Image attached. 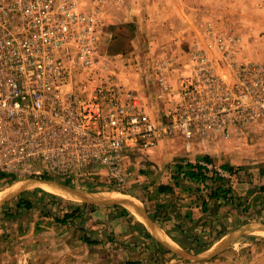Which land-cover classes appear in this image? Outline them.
Returning a JSON list of instances; mask_svg holds the SVG:
<instances>
[{
  "label": "built area",
  "instance_id": "obj_1",
  "mask_svg": "<svg viewBox=\"0 0 264 264\" xmlns=\"http://www.w3.org/2000/svg\"><path fill=\"white\" fill-rule=\"evenodd\" d=\"M81 1L0 0L1 174L78 181L101 175L121 190L131 178L127 153L149 140L227 133L264 115V60H241L240 46L229 42L220 44L224 74L195 49L176 87L163 79L166 122L155 125L101 60L100 0L87 12ZM171 63L163 60L159 70Z\"/></svg>",
  "mask_w": 264,
  "mask_h": 264
},
{
  "label": "crops",
  "instance_id": "obj_2",
  "mask_svg": "<svg viewBox=\"0 0 264 264\" xmlns=\"http://www.w3.org/2000/svg\"><path fill=\"white\" fill-rule=\"evenodd\" d=\"M175 37H178L177 33ZM159 38L157 42L149 40L140 45L133 43L135 48H129L122 53H111L109 56L111 71L124 88L135 93L143 109L157 126L166 122L162 113L168 109L166 108L168 106L167 95L161 91L163 79L176 87L180 77L187 75L190 71V58L181 56L186 49L184 44L180 41H171V37L167 34ZM254 44L248 48L240 47L241 60L251 62L264 60V54L257 53L261 47ZM156 53L157 55H154ZM171 55L178 57L173 58ZM165 59L172 60V63L159 70L160 63ZM149 142L151 144L140 151L128 152L129 158L125 160L126 167L131 173L127 185H137L138 189H142L143 185L148 194L145 199L146 204L141 198L140 201L128 196L123 198L135 204L140 212V219L134 212V210L137 211L135 208L125 209L146 228L154 241L166 248L179 247V244L169 235V231L176 224H188L192 226L195 236H198V233H206L208 238L214 236L218 230H226L223 236L214 239L210 248L197 255L205 253L209 258H213L211 261L214 262L210 264H224L227 261L229 264L230 262H234L232 264H264V115L249 123L230 125L227 133L222 130L196 132L190 138H185L180 134L163 135ZM206 157L210 159L209 162H205ZM187 163L205 164L206 168L210 166L211 168H208L209 177L218 169H230V178L224 179L227 181L225 186L231 188L227 198L213 199L210 197L213 189L211 181L205 188L203 183L183 176L178 167L182 166L184 169ZM99 177L104 178L101 175ZM94 179L100 181L96 177ZM15 180L6 183V178L0 179V183L4 184L0 192L16 183L19 186H26L9 197L13 198L27 187L29 189V187L37 186V182L30 186L27 185L32 180ZM84 184L88 186L89 183ZM84 184L82 186H85ZM105 185L101 183V186ZM69 186L71 187V184ZM161 186H169L171 192H161L159 190ZM73 188L79 189V187ZM7 199H4L0 206ZM204 203L205 210H203ZM147 204L148 207L145 206ZM156 211L159 212L157 215L161 218L162 224L151 218ZM89 218L90 227L94 231L93 237L102 239L103 242L106 241L105 236L108 230L116 235L126 233L128 230L127 223L120 219L108 221L103 211L98 212L97 210L91 213ZM68 238L64 241L66 252L69 251ZM128 241L130 247L122 249L120 254L138 250L140 247L144 250L152 248L155 251L152 243H135L132 238ZM33 242L31 246H36V249L31 251L30 256L38 257V254L50 252L42 246L40 249L37 248L39 244L46 243L39 240L37 235ZM61 242L63 245L64 242ZM83 245L85 247L94 246L85 242ZM98 245L107 246L108 260L113 261L112 264H118L117 256L119 255L112 250V243ZM95 254L98 256L97 253ZM164 256L165 262H176L174 258ZM235 258L236 261H234ZM137 264L140 263L137 262Z\"/></svg>",
  "mask_w": 264,
  "mask_h": 264
},
{
  "label": "rangeland",
  "instance_id": "obj_3",
  "mask_svg": "<svg viewBox=\"0 0 264 264\" xmlns=\"http://www.w3.org/2000/svg\"><path fill=\"white\" fill-rule=\"evenodd\" d=\"M95 4V0H82L81 8L87 12L93 10ZM98 6L100 7L99 17L103 26L98 51L101 60L105 62L110 63L109 56L111 53H122L129 48H135L133 43L140 45V43L149 40L157 42L160 39L159 36L162 37L164 34L171 37V41H180L184 44L186 49L181 55L183 58H190V54L195 49L200 50L214 60L221 74L225 73V68L219 61L222 56L220 45L222 43L231 44L229 42H233L237 46L247 48L255 43L254 45L261 47L257 53L264 54V0H100ZM257 10L260 11L257 12ZM176 33L178 37H175ZM171 56L173 58L178 57L177 55ZM109 66L111 65L109 64ZM80 82L81 78L76 80L77 84ZM92 178L78 181L71 178L60 180L47 176H16L15 181L32 180L31 183H27L28 186L36 180H55L61 184L67 181L71 187H79L80 191L86 192L89 200H95L101 192H115L118 195L121 194V198L128 196L137 201H140L141 198V200L143 199L142 202L146 204L145 199L148 194L143 185L142 189H138L137 185L125 184L121 190H115L107 185L101 186V183L106 182L105 177L100 179L99 176H96L100 181L95 179L93 181ZM83 182L89 183L94 190H89ZM83 184L85 186H82ZM44 185L47 184L37 183V186L29 187V189L27 187L13 198L9 197L26 186H19L16 183L0 192V196L2 193L4 194L0 198V203L8 198L0 206V264L114 263L108 260L106 254L109 250L107 246L85 247L83 241L81 242L83 232L75 226L61 225L55 220V218L61 217L68 204L73 205L84 201L79 202L76 198L71 199L49 192ZM1 187H4V184L0 183V189ZM36 189L41 191H34ZM7 190L10 191L4 193ZM49 195L67 200L68 204L55 202L50 206ZM25 202L28 203V206L25 205ZM145 206L148 207V204ZM90 223L89 218L86 221V226H89ZM36 235L42 242L49 243L39 244L37 248L40 249L42 246L49 249V253L38 254V257L29 255L32 250L36 249V246H31V242L32 245L34 244ZM198 236L205 238L207 234L198 233ZM66 238L70 242L67 252L64 242ZM61 241L64 242L63 245ZM169 247L186 252L181 246ZM169 247L167 248L169 249ZM62 249L64 250L61 251ZM171 252L176 256L166 254L164 257L174 258L176 262L167 263L163 259V255L152 250V248L144 250L140 247L138 250L119 254L117 256L118 264H122L126 260H134L140 264H210V262H214L211 261L213 258H209L205 253L198 255L191 253L193 258H190ZM95 253L98 256H95ZM236 260L235 258L234 261ZM232 263L234 262H230V264ZM224 264H229V261L224 262Z\"/></svg>",
  "mask_w": 264,
  "mask_h": 264
},
{
  "label": "trees",
  "instance_id": "obj_4",
  "mask_svg": "<svg viewBox=\"0 0 264 264\" xmlns=\"http://www.w3.org/2000/svg\"><path fill=\"white\" fill-rule=\"evenodd\" d=\"M210 159L208 157L205 158V162H209ZM231 172L230 169L224 168ZM179 172L183 173V176L187 177L188 179L196 180L200 183L204 184V187H208V182L211 181L213 183V189L211 191L210 197L213 199L219 198H227V195L230 194V187L225 186L227 185V181L224 178L215 175L212 172L211 177L208 176V169L200 164V163H187L183 169L182 166L178 167ZM6 178L8 180L7 183L12 182L16 178V176L9 175V174H1L0 179ZM66 185H70L69 182H64ZM99 185V184H98ZM89 190L93 189V187L88 184ZM41 191L36 189L34 191L38 192ZM161 192H171V188L169 186H161L159 188ZM51 202L50 206H52L55 202L56 203H67V200H61L55 196L49 195ZM25 205L28 206V203L25 202ZM205 203L203 204V210ZM20 206V204H18ZM163 210V208H161ZM104 212L107 215V220L110 221L112 219H120L123 222L127 223L128 230L126 233L123 234H114L113 232L108 230V234H106V241L94 238L92 233L94 232L93 229L89 226H86V221H88L90 214L94 213L95 211ZM159 212H155V214L151 215V218L156 221L157 223L162 224L161 218L157 215ZM89 216V217H88ZM57 223L61 225L69 224L71 226L77 227L78 230L83 232L81 239L83 242L87 243L88 245H98L103 243H112V250L120 254L122 249H126L130 247L129 241L131 238L140 244L149 243L154 246V249L157 253L161 255L171 254L172 256H176L169 250L168 248L161 245L159 242L154 241L151 237L149 232L146 228L138 222L134 216L124 207H121L116 204H95V203H76V204H68L67 209L64 210L61 214V217L55 218ZM106 221V220H104ZM192 226L188 224H176L172 227V230L169 231V235L172 237L173 241H175L179 246L183 247L186 251L192 254L200 253L208 248L211 247L214 239H217L224 235L226 230L216 231L214 236L211 238H203L199 236H195L192 232ZM202 231V230H201ZM116 253V254H117ZM124 264H137V261L134 260H126Z\"/></svg>",
  "mask_w": 264,
  "mask_h": 264
},
{
  "label": "water",
  "instance_id": "obj_5",
  "mask_svg": "<svg viewBox=\"0 0 264 264\" xmlns=\"http://www.w3.org/2000/svg\"><path fill=\"white\" fill-rule=\"evenodd\" d=\"M37 183L39 184H42V183H48V184H52V185H56V186H59L60 188L64 189L65 191L73 194L76 196V198L78 199H81L83 200L84 202L86 201V203H95V204H116V205H121V206H124L125 208H131L133 206H135V204L133 202H131L130 200L128 199H124V198H120V200H110V201H100V200H89L86 196V192H83V191H80V189L78 188H73V187H70V186H67V185H64V184H61L60 182L58 181H55V180H52V181H43V180H36ZM134 208L137 209V207L135 206ZM170 248V247H169ZM170 250H173L174 253H177L181 256H184V257H190V258H193V255L188 253V252H185V251H177L173 248H170ZM197 258V257H196Z\"/></svg>",
  "mask_w": 264,
  "mask_h": 264
},
{
  "label": "bare ground",
  "instance_id": "obj_6",
  "mask_svg": "<svg viewBox=\"0 0 264 264\" xmlns=\"http://www.w3.org/2000/svg\"><path fill=\"white\" fill-rule=\"evenodd\" d=\"M42 184H44V183H42ZM47 185H44V187H45V189L46 190H48L49 192H52V193H56V194H58V195H61V196H64V197H67V198H76V196L75 195H73V194H71V193H69V192H67V191H65L64 189H62V188H60L59 186H56V185H52V184H48V183H46ZM10 190H7V191H5L4 193H6V192H9ZM97 194V193H96ZM99 194V193H98ZM4 196V194L2 193V195L0 196V198L1 197H3ZM121 194L120 195H118V193H115V192H108V193H100L99 195H98V198H96V200H100V201H105V200H107V201H110V200H120V198H121ZM134 207L135 206H133V207H131L132 209H134ZM136 209V208H135ZM137 210V209H136ZM134 212H136V214H137V216H138V218L140 219L141 218V215H140V212L137 210V211H135L134 210ZM264 234V233H263ZM224 242V241H223Z\"/></svg>",
  "mask_w": 264,
  "mask_h": 264
}]
</instances>
